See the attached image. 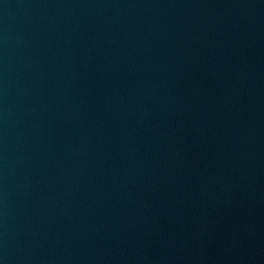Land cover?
Here are the masks:
<instances>
[{"label":"water","instance_id":"water-1","mask_svg":"<svg viewBox=\"0 0 264 264\" xmlns=\"http://www.w3.org/2000/svg\"><path fill=\"white\" fill-rule=\"evenodd\" d=\"M0 264H264V0H0Z\"/></svg>","mask_w":264,"mask_h":264}]
</instances>
